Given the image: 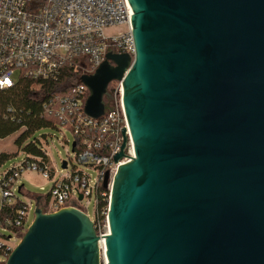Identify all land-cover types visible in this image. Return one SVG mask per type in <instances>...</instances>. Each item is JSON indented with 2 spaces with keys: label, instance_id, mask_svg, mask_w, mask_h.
Listing matches in <instances>:
<instances>
[{
  "label": "water",
  "instance_id": "water-1",
  "mask_svg": "<svg viewBox=\"0 0 264 264\" xmlns=\"http://www.w3.org/2000/svg\"><path fill=\"white\" fill-rule=\"evenodd\" d=\"M127 1L133 55L79 77L92 118L123 78L133 142L103 249L85 213L36 203L5 264H264V0Z\"/></svg>",
  "mask_w": 264,
  "mask_h": 264
},
{
  "label": "built area",
  "instance_id": "built-area-1",
  "mask_svg": "<svg viewBox=\"0 0 264 264\" xmlns=\"http://www.w3.org/2000/svg\"><path fill=\"white\" fill-rule=\"evenodd\" d=\"M131 15L127 0H0V90L13 87L19 78L55 82L64 68L77 73V81L63 96L54 94L44 105L49 114L59 117V125L69 126L75 134L74 162L65 160L66 166L57 168L42 147L44 156L24 154L22 160L0 170V230L12 232L7 236L0 232V264L15 246L12 238L21 237L26 227L30 204L18 199L15 190H23L18 179L27 171L51 183L48 197L37 199L45 213L73 207L89 217L86 209L94 200L95 218L90 220L103 249L112 180L118 166L133 156V142L122 104L123 78L108 85L111 109L92 118L84 112L89 91L79 77L93 73L108 51L133 55ZM109 29L112 34L106 33ZM124 138L125 156L115 162ZM77 165L93 167L94 181ZM105 172L109 179L103 188ZM15 201L20 205L13 208Z\"/></svg>",
  "mask_w": 264,
  "mask_h": 264
},
{
  "label": "trees",
  "instance_id": "trees-1",
  "mask_svg": "<svg viewBox=\"0 0 264 264\" xmlns=\"http://www.w3.org/2000/svg\"><path fill=\"white\" fill-rule=\"evenodd\" d=\"M76 81L77 73L68 72L64 68L63 74L55 82L40 84L28 78H19L13 87L0 90V138H5L22 129L15 140L18 150L33 157L44 156L42 146L36 140L29 142L27 140L39 128L60 124L59 117L49 114L44 105H48V100L54 94L58 97L63 96ZM67 127L70 129L69 126ZM9 156L10 153L0 152V165ZM45 197L47 198L48 194ZM19 205L20 202L15 201L13 208Z\"/></svg>",
  "mask_w": 264,
  "mask_h": 264
},
{
  "label": "rangeland",
  "instance_id": "rangeland-1",
  "mask_svg": "<svg viewBox=\"0 0 264 264\" xmlns=\"http://www.w3.org/2000/svg\"><path fill=\"white\" fill-rule=\"evenodd\" d=\"M113 30L109 29L106 31L107 34H112ZM18 76V71L15 72L13 78ZM112 86V83L109 84V87ZM22 129L11 134L5 138H0V152H7L10 153V156L3 161L0 165V170L10 167L13 163H16L23 159L24 152L20 149L18 150L17 146L15 145V140L19 137ZM75 136L73 132L68 129L67 127H63L59 124L55 126H45L42 128L37 129L30 135L27 142L36 140L40 146L46 149L48 157L51 163L57 168L61 167V163L64 160H69L71 163L74 161V152L72 151V142L74 141ZM26 142V143H27ZM68 151V152H67ZM12 153V154H11ZM77 167L81 170H84L88 173L91 179H94L97 176V171L93 167H86L83 165H77ZM23 184V190L17 191L15 190V195L21 201L30 204V209L28 211V216L26 220V227L24 228L23 233L27 229L28 225L34 219V208L37 203V199L39 197H43L44 195L48 194L50 189L51 183L48 180L41 177L36 172L27 171L21 174L20 178L18 179L17 186ZM43 187V189H41ZM1 201V200H0ZM95 209V202L92 199L87 206V213L90 219L95 218L94 214ZM0 232L3 235H9L10 231L5 230ZM15 238V239H14ZM21 237H13L12 242L16 245ZM1 257V256H0Z\"/></svg>",
  "mask_w": 264,
  "mask_h": 264
},
{
  "label": "bare ground",
  "instance_id": "bare-ground-1",
  "mask_svg": "<svg viewBox=\"0 0 264 264\" xmlns=\"http://www.w3.org/2000/svg\"><path fill=\"white\" fill-rule=\"evenodd\" d=\"M103 262H105V259H103Z\"/></svg>",
  "mask_w": 264,
  "mask_h": 264
}]
</instances>
